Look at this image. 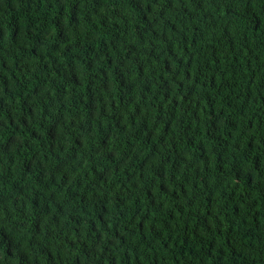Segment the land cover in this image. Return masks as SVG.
Here are the masks:
<instances>
[{"label": "trees", "instance_id": "16d2710c", "mask_svg": "<svg viewBox=\"0 0 264 264\" xmlns=\"http://www.w3.org/2000/svg\"><path fill=\"white\" fill-rule=\"evenodd\" d=\"M0 264H264V0H0Z\"/></svg>", "mask_w": 264, "mask_h": 264}]
</instances>
